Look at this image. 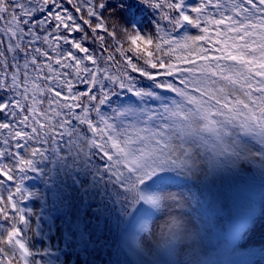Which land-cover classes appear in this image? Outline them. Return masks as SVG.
Here are the masks:
<instances>
[{
	"label": "snow or ice",
	"instance_id": "obj_1",
	"mask_svg": "<svg viewBox=\"0 0 264 264\" xmlns=\"http://www.w3.org/2000/svg\"><path fill=\"white\" fill-rule=\"evenodd\" d=\"M142 3L157 14L155 52L137 46L142 30L105 16L106 0H0V264H45L33 243L39 213L24 202L35 195L28 171L50 153L87 161L126 193V214L160 206L145 186L162 175L220 157L264 167V0ZM160 90L175 96L157 111L149 101ZM127 93L140 105L114 112L139 111L143 126H119L102 109ZM168 235H182L176 216Z\"/></svg>",
	"mask_w": 264,
	"mask_h": 264
},
{
	"label": "trees",
	"instance_id": "obj_2",
	"mask_svg": "<svg viewBox=\"0 0 264 264\" xmlns=\"http://www.w3.org/2000/svg\"><path fill=\"white\" fill-rule=\"evenodd\" d=\"M104 11L111 21L126 27L136 25L144 33L154 32L157 14L142 0H106ZM186 30L197 32L191 26ZM148 83L142 80V84ZM174 96L165 92L160 102L149 101V106L161 111V103L171 102ZM139 105V98L127 93L112 98L102 109L119 126H143L147 120L139 111L124 116L114 112L123 106ZM204 159H208L206 154ZM36 165L38 170H29L25 182L35 195L24 203L39 213L40 235L34 237L33 243L35 248L46 251L38 258L45 264H135L126 251L131 245L124 244L120 237L121 227L135 211L126 214V193L114 188L106 177L94 176L87 161L73 162L50 153L38 159ZM198 171V176L196 172L162 175L152 188L165 196L175 194L183 205L178 214L197 223L206 250L198 264L259 263L264 259V167L252 160L220 157L211 167L202 164ZM167 203L165 209L154 211L150 217L162 218ZM236 208L245 213L247 225L232 239L228 224ZM145 239L142 237V241ZM181 247L179 239L166 252L158 251L155 260H144L142 264H180Z\"/></svg>",
	"mask_w": 264,
	"mask_h": 264
},
{
	"label": "clouds",
	"instance_id": "obj_3",
	"mask_svg": "<svg viewBox=\"0 0 264 264\" xmlns=\"http://www.w3.org/2000/svg\"><path fill=\"white\" fill-rule=\"evenodd\" d=\"M118 19V18H117ZM122 26H124L122 24ZM131 27H136V25H132ZM131 27H128L129 29ZM137 38L141 36V33L137 32L134 34ZM146 39H138L137 46L144 51H156V45L159 41H155V43H150V41L155 38L151 37L150 34H144ZM128 37H126L127 39ZM145 195L153 197L156 199L159 197L158 204L150 203L145 201L144 204L150 207L155 212H160L165 209L164 203V194L160 190L156 189H145ZM194 204L195 201H192ZM173 215H164L159 220H155L154 217H146L142 218L138 224L136 225L135 232L131 233V246L126 249L128 251L129 256L133 259L135 264H142L144 260L153 261L155 260L156 253L158 251H164L171 249L179 239H185L190 242H195L198 240V233L188 222H180L182 226V235L179 239H172L168 235V229L171 225ZM155 220V222H154ZM142 237L146 238L142 241ZM191 237V238H189Z\"/></svg>",
	"mask_w": 264,
	"mask_h": 264
},
{
	"label": "rangeland",
	"instance_id": "obj_4",
	"mask_svg": "<svg viewBox=\"0 0 264 264\" xmlns=\"http://www.w3.org/2000/svg\"><path fill=\"white\" fill-rule=\"evenodd\" d=\"M200 171H196L198 176ZM181 202V201H180ZM168 208L165 215H173L180 222H188L198 233V240L195 242H190L185 239H181L182 247L180 250V264H198L200 260L206 255V250L204 249V239L201 236V232L197 223L193 220L185 219L184 217L178 214V207L172 200H168ZM164 216V215H163ZM126 228V227H125ZM254 243V242H249ZM256 264H264V259Z\"/></svg>",
	"mask_w": 264,
	"mask_h": 264
}]
</instances>
